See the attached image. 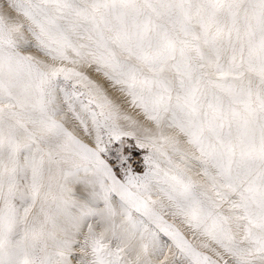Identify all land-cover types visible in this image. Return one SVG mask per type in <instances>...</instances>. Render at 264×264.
Wrapping results in <instances>:
<instances>
[{
	"label": "snow or ice",
	"instance_id": "6c2138e0",
	"mask_svg": "<svg viewBox=\"0 0 264 264\" xmlns=\"http://www.w3.org/2000/svg\"><path fill=\"white\" fill-rule=\"evenodd\" d=\"M0 264H264V0H0Z\"/></svg>",
	"mask_w": 264,
	"mask_h": 264
}]
</instances>
